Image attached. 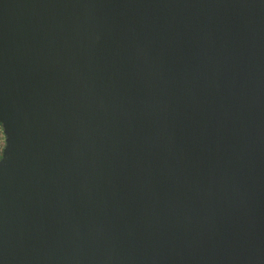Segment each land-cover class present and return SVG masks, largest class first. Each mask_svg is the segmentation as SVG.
I'll return each instance as SVG.
<instances>
[{"label": "water", "instance_id": "obj_1", "mask_svg": "<svg viewBox=\"0 0 264 264\" xmlns=\"http://www.w3.org/2000/svg\"><path fill=\"white\" fill-rule=\"evenodd\" d=\"M0 264H264V0H0Z\"/></svg>", "mask_w": 264, "mask_h": 264}, {"label": "rangeland", "instance_id": "obj_2", "mask_svg": "<svg viewBox=\"0 0 264 264\" xmlns=\"http://www.w3.org/2000/svg\"><path fill=\"white\" fill-rule=\"evenodd\" d=\"M3 145H4V135H3L2 128L0 125V156H1Z\"/></svg>", "mask_w": 264, "mask_h": 264}]
</instances>
